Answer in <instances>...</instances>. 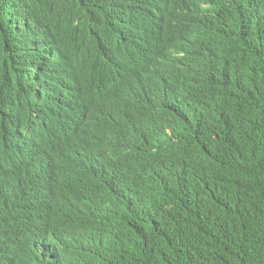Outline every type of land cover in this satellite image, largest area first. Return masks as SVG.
I'll return each mask as SVG.
<instances>
[{
  "label": "clouds",
  "instance_id": "clouds-1",
  "mask_svg": "<svg viewBox=\"0 0 264 264\" xmlns=\"http://www.w3.org/2000/svg\"><path fill=\"white\" fill-rule=\"evenodd\" d=\"M5 1L0 264H98L88 257L119 234L128 252L123 230L106 221L146 212L138 193L146 196L149 176L137 163L157 180L179 168L185 129L173 116L174 93L191 86L196 64L230 59L249 26L246 0H104L100 23L70 0H7L6 23ZM62 33L92 38L97 51L86 42L76 51ZM25 136L40 142L16 139Z\"/></svg>",
  "mask_w": 264,
  "mask_h": 264
},
{
  "label": "trees",
  "instance_id": "trees-1",
  "mask_svg": "<svg viewBox=\"0 0 264 264\" xmlns=\"http://www.w3.org/2000/svg\"><path fill=\"white\" fill-rule=\"evenodd\" d=\"M43 1L33 0L36 6ZM70 1L88 7L94 22L104 20L96 17L104 0ZM244 6L249 26L231 44L230 59L196 64L191 86L174 93L173 116L185 129L174 155L179 168L157 180L137 163L149 176L146 196L138 193L146 212H121L106 221L105 228L123 230L129 251L119 234L88 262L119 264L126 257L129 264H264V23L258 24L264 0ZM5 11L8 23L7 0ZM18 21L16 15V34ZM60 36L76 39L78 52L87 51L79 46L83 42L97 51L92 38ZM7 78L6 71L2 83Z\"/></svg>",
  "mask_w": 264,
  "mask_h": 264
},
{
  "label": "bare ground",
  "instance_id": "bare-ground-1",
  "mask_svg": "<svg viewBox=\"0 0 264 264\" xmlns=\"http://www.w3.org/2000/svg\"><path fill=\"white\" fill-rule=\"evenodd\" d=\"M168 5V4H167ZM136 7H139V5L138 6H136ZM96 21V20H95ZM71 24V23H70ZM72 26H73V24H71ZM41 29V28H40ZM43 31V30H42ZM60 35V34H59ZM58 35V36H59ZM81 39V37H79V40ZM17 41V40H16ZM94 41V40H93ZM81 52H83V51H81ZM222 54H225L224 52L222 53ZM103 50L101 51V53H100V56L102 57V58H104L103 57ZM118 67V66H117ZM116 68V67H115ZM7 70H6V68L5 67H3V66H1L0 65V83H2V79H3V77H4V73L6 72ZM182 92H184V91H182ZM182 94V93H181ZM180 96V95H179ZM178 100V99H177ZM34 106H35V104H34ZM8 115V114H7ZM177 120V119H176ZM72 123L74 122V118H72ZM53 124L55 123V121H53L52 122ZM45 133V132H44ZM44 133H43V135H44ZM28 140H20L18 137H16V139H17V141H20V142H23V141H26V142H33V144H38V143H36V142H40L39 140H36V139H34V140H30L27 136H25ZM56 141V140H55ZM34 147H35V145H34ZM33 214H35V212H33Z\"/></svg>",
  "mask_w": 264,
  "mask_h": 264
},
{
  "label": "rangeland",
  "instance_id": "rangeland-1",
  "mask_svg": "<svg viewBox=\"0 0 264 264\" xmlns=\"http://www.w3.org/2000/svg\"><path fill=\"white\" fill-rule=\"evenodd\" d=\"M118 2L120 3V1L118 0ZM19 11L17 10V13H18ZM103 57H105V51H104V49H103ZM117 67V66H116Z\"/></svg>",
  "mask_w": 264,
  "mask_h": 264
},
{
  "label": "water",
  "instance_id": "water-1",
  "mask_svg": "<svg viewBox=\"0 0 264 264\" xmlns=\"http://www.w3.org/2000/svg\"><path fill=\"white\" fill-rule=\"evenodd\" d=\"M82 57L87 58V57H90V55L89 56H82Z\"/></svg>",
  "mask_w": 264,
  "mask_h": 264
}]
</instances>
